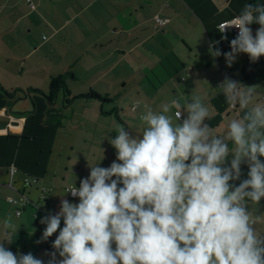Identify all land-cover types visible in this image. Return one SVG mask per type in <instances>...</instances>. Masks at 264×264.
<instances>
[{
    "label": "crops",
    "instance_id": "crops-1",
    "mask_svg": "<svg viewBox=\"0 0 264 264\" xmlns=\"http://www.w3.org/2000/svg\"><path fill=\"white\" fill-rule=\"evenodd\" d=\"M30 1L32 7L27 0H0V241L11 218L18 231L4 246L47 264L59 230L37 243L46 227L41 218L56 214L62 198L79 202L65 192L73 183L79 187L89 165H111L116 150L109 142L119 126L138 135L148 108L159 112L173 98L186 104L200 96L209 109L206 122L223 134L228 120L242 114L217 88L225 76L258 86L256 100L264 103V56L252 63L241 53L228 67L223 53L237 35L225 33L224 40L217 30L245 4L264 0ZM156 17L167 23L157 27ZM250 27L255 35L259 25ZM59 75L66 76L71 102L64 105L60 90L50 106V79ZM91 92L102 99L84 97ZM248 171L242 163L240 180L230 183L238 186ZM25 178L36 182L25 187ZM21 194L30 203L18 217L7 197ZM248 210L264 234V198L249 202Z\"/></svg>",
    "mask_w": 264,
    "mask_h": 264
},
{
    "label": "clouds",
    "instance_id": "clouds-1",
    "mask_svg": "<svg viewBox=\"0 0 264 264\" xmlns=\"http://www.w3.org/2000/svg\"><path fill=\"white\" fill-rule=\"evenodd\" d=\"M232 28L238 34L223 53L228 67L241 53L252 63L264 56V3L245 4L217 28L221 39ZM257 87L227 76L219 84L242 113L223 134L206 122L209 109L200 96L186 104L173 98L159 112L148 108L138 135L119 126L109 142L116 150L111 165H89L79 187L65 192L79 202L62 198L56 214L41 218L46 227L37 243L59 230L47 264H264V234L248 210L264 198V103L256 100ZM244 162L248 178L231 184ZM4 229L0 264H45L31 252L7 249L4 242L18 228L7 218Z\"/></svg>",
    "mask_w": 264,
    "mask_h": 264
},
{
    "label": "built area",
    "instance_id": "built-area-1",
    "mask_svg": "<svg viewBox=\"0 0 264 264\" xmlns=\"http://www.w3.org/2000/svg\"><path fill=\"white\" fill-rule=\"evenodd\" d=\"M27 3H28L31 7L33 6V5L31 4V1H30V0H27ZM155 19H156V26H157V27H163V26L167 23V20H166V19H162V18H159V17H156ZM230 20H231V19H230ZM227 21H229V20L222 21L221 23H219L218 27L223 26V24H225ZM228 32H230V33H234V34L237 35V34H238V29H236V28L226 29V32H225V33H228ZM225 33H224V34H225ZM230 108L235 109L236 107L233 108V107L230 105ZM9 172H10L11 175H13V174L15 173V168H14L13 165L9 167ZM35 182H36V179L25 178V180H24V185H25V187H29L32 183H35ZM10 187H11V186H10ZM46 198H47V193H46L45 190H43V191L41 192V199H42V200H45ZM7 201H8L11 205H13V206H17V207H16L15 214H16V216H18V217L21 215V212H22V210H23V207H24V206H27V205L30 203L29 200H28V198H27L25 195H23V194H21L19 198H14V197L9 196V197H7Z\"/></svg>",
    "mask_w": 264,
    "mask_h": 264
},
{
    "label": "trees",
    "instance_id": "trees-1",
    "mask_svg": "<svg viewBox=\"0 0 264 264\" xmlns=\"http://www.w3.org/2000/svg\"><path fill=\"white\" fill-rule=\"evenodd\" d=\"M60 90H64V92H65V97L63 100L64 105H67L71 102L70 92L68 90H66V76L59 75V76L52 77L50 79L49 92H48V95L46 96L50 106H53L54 103L56 102L57 95H58ZM84 97H86V98L94 97V98L102 99L99 95H97L93 92H91L88 95H85ZM52 111H53V109H51L49 111V113L51 114ZM54 117H58V115L56 114Z\"/></svg>",
    "mask_w": 264,
    "mask_h": 264
}]
</instances>
